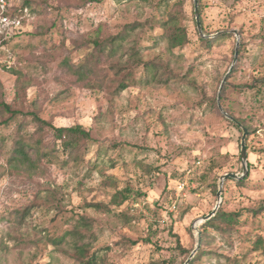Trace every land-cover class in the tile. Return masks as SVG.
<instances>
[{
	"label": "rangeland",
	"instance_id": "obj_1",
	"mask_svg": "<svg viewBox=\"0 0 264 264\" xmlns=\"http://www.w3.org/2000/svg\"><path fill=\"white\" fill-rule=\"evenodd\" d=\"M23 1L8 0L6 13L16 11L18 24L0 31L6 42L0 41V100L36 110L56 126L81 124L95 140L82 163L59 152L39 171L23 174L8 167L6 152L16 131L28 136L36 126L31 117L20 115L10 126L0 117V137L7 138L0 155V264H80L44 237L71 230L80 216L92 219L98 264H185L202 236L199 220L218 204L221 177L243 173L244 131L214 99L251 127L242 178L248 179L244 186L239 179L224 182L220 206L242 211L240 223L227 234L208 228L201 247L212 254L193 264H264V254L253 250L264 238V85L258 82L264 79V0H201L210 45L199 40L195 0H46L35 10L22 8ZM174 11L190 43L172 53L162 24ZM134 22L145 24L138 28L143 58L162 62V69L169 63L167 84L141 70L137 84L112 96L76 81L61 65L66 57L79 62L83 41L98 30L107 37ZM126 186L143 194L110 205L111 212L87 205L109 204ZM36 233L43 241H33Z\"/></svg>",
	"mask_w": 264,
	"mask_h": 264
},
{
	"label": "trees",
	"instance_id": "obj_2",
	"mask_svg": "<svg viewBox=\"0 0 264 264\" xmlns=\"http://www.w3.org/2000/svg\"><path fill=\"white\" fill-rule=\"evenodd\" d=\"M41 1L46 2V0H24L21 7L35 10V5ZM90 1L99 2L101 0ZM198 1V3H201V0ZM199 8L201 9V4ZM20 10L22 11L23 9ZM10 15L12 17L18 16L16 11H13ZM181 20V15L177 11H174L169 13L168 18L162 24L168 50L172 53H174L176 48L183 47L190 43L188 28ZM143 25L145 24L141 22L126 24L118 33L111 34L107 37H102V33L98 30L95 35L83 41V45L80 49H84V56L79 62L75 63L69 57H66L61 65L67 69L69 75L75 77L76 81L84 83L85 86L91 89H97L99 91L107 90L112 96H118L124 90L137 84L139 79L138 72L141 70L146 71L152 76L154 75V77H158L159 82L167 84L168 79L172 78L169 73V63L162 69V62L156 60L146 61L142 56L139 48L140 38L138 35L139 31L143 28H138L143 27ZM53 27H56V25H53ZM198 36L203 45H210L213 41L211 38H204L199 32ZM228 36H231V33L222 34L220 38ZM3 37V35H0V41L5 44L6 42L3 40ZM160 68L162 70H160ZM19 75L22 81L23 73L19 72ZM258 82L264 85L263 78L259 79ZM228 85L229 82L227 81L223 87V93L226 91ZM223 98L224 95L221 99L223 100ZM213 105L218 110L220 109L217 99L213 100ZM225 110L235 118L233 122L240 130L243 131L239 123L246 126L248 131H252L251 127L244 119L236 117L234 112L230 109L225 108ZM20 115L31 117L36 128L35 131L28 136L16 131L15 137L12 139V146L6 152L7 164L12 171L23 174L35 173L42 169V165L45 161L49 163L52 162L54 157L59 155V152L66 154L67 157L65 161L82 163L88 150V145L95 140L91 131L84 128L81 124L56 126L42 118L36 110L25 111L20 107H14L12 104L0 100V117H2V124L6 126L16 124ZM6 142L7 138L0 137V155L2 151L4 152L3 148L5 149ZM218 178L219 176L216 179L217 181ZM247 179L248 177L236 180V184L244 186ZM217 181L215 184L216 192L218 190ZM110 183H112V181ZM142 194L143 192L136 191L130 186H126L113 193L109 204L103 202H90L87 205L102 212H111L112 208L110 205L119 208L130 199ZM27 215L28 208L20 212L22 222L27 221ZM120 215L124 218L127 217L124 211H122ZM241 215L242 211H228L221 205L212 218L203 221L200 225L202 231L201 240L205 238L208 228L216 229L222 232V234H227L229 230H233L235 226L240 223ZM39 232H41V230ZM44 237H46L47 243L54 245L60 251L77 259L80 264H98L100 259L99 250H94L92 252V244L96 240V235L94 234L91 218L80 216L71 230L66 231L60 236L52 237L47 235ZM44 237L41 236L40 233H36V237L33 241L39 243L43 241ZM179 247H181V245ZM105 249H109V247ZM253 250L261 251L264 254V238L258 237L253 242ZM207 254L211 255L212 252H207L206 249L201 247L190 264L199 261L201 257Z\"/></svg>",
	"mask_w": 264,
	"mask_h": 264
},
{
	"label": "water",
	"instance_id": "obj_3",
	"mask_svg": "<svg viewBox=\"0 0 264 264\" xmlns=\"http://www.w3.org/2000/svg\"><path fill=\"white\" fill-rule=\"evenodd\" d=\"M195 13H196V20H197L198 30H199L200 34L203 37H206L207 35H205V33L203 32L202 24H201V20H200V16H199L198 0H195ZM232 31L234 33H236V35H238V32L236 30H232ZM238 45H239V43H238ZM237 54H238V51L236 50V58L234 60V63H235V61L237 59ZM225 82H226V79L223 80L222 85H221V89L223 88V85L225 84ZM220 108L229 118H231L232 120H235V118L233 116L229 115L227 112H225L223 110L221 105H220ZM239 124L241 125V127L243 128V131H244V134L242 136V141H241V160H242V165H243V173H242V175H239L237 173L230 172V173L224 174L221 177V181H220V184H219L220 185L219 186V190L217 192L218 204H217V206L215 207V209L212 212H210L209 214L205 215L199 221H206V220L212 218L216 214V212L218 211V209L220 207V204H221V202L223 200V196H222V194H223V184H224V182L227 179H229V178L242 179L248 174V171H249V169H248V153H247V147H246V136L248 134V129L246 127H244L241 123H239ZM194 227H196V225ZM200 247H201V234L199 233L197 246L192 251V253L190 254V256H189V258H188V260L186 261L185 264H189L191 262V260L194 258V256L196 255V253L200 249Z\"/></svg>",
	"mask_w": 264,
	"mask_h": 264
},
{
	"label": "built area",
	"instance_id": "obj_4",
	"mask_svg": "<svg viewBox=\"0 0 264 264\" xmlns=\"http://www.w3.org/2000/svg\"><path fill=\"white\" fill-rule=\"evenodd\" d=\"M8 0H0V28L1 32L7 28L16 26L18 21L16 17H11L6 13ZM184 185V183H183Z\"/></svg>",
	"mask_w": 264,
	"mask_h": 264
}]
</instances>
